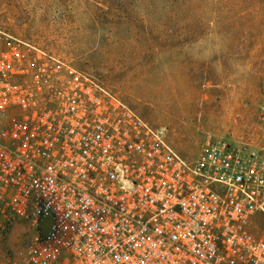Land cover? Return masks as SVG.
<instances>
[{
    "label": "built area",
    "instance_id": "2783aa9c",
    "mask_svg": "<svg viewBox=\"0 0 264 264\" xmlns=\"http://www.w3.org/2000/svg\"><path fill=\"white\" fill-rule=\"evenodd\" d=\"M0 264H264V152L207 132L189 159L0 27Z\"/></svg>",
    "mask_w": 264,
    "mask_h": 264
},
{
    "label": "rangeland",
    "instance_id": "374dc122",
    "mask_svg": "<svg viewBox=\"0 0 264 264\" xmlns=\"http://www.w3.org/2000/svg\"><path fill=\"white\" fill-rule=\"evenodd\" d=\"M226 2L0 0V27L101 81L189 159L207 132L264 152V0Z\"/></svg>",
    "mask_w": 264,
    "mask_h": 264
},
{
    "label": "trees",
    "instance_id": "16d2710c",
    "mask_svg": "<svg viewBox=\"0 0 264 264\" xmlns=\"http://www.w3.org/2000/svg\"><path fill=\"white\" fill-rule=\"evenodd\" d=\"M222 2L224 3L225 0H222ZM253 2H255L256 4L260 3V0H253ZM234 3V0H227L226 4H229V6H231V4Z\"/></svg>",
    "mask_w": 264,
    "mask_h": 264
}]
</instances>
